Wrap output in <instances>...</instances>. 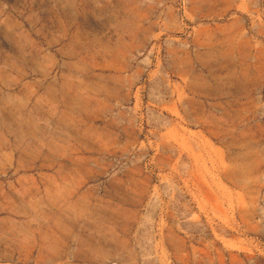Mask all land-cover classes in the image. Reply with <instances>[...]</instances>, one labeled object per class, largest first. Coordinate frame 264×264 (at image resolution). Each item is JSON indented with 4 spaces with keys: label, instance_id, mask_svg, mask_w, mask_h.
<instances>
[{
    "label": "rangeland",
    "instance_id": "374dc122",
    "mask_svg": "<svg viewBox=\"0 0 264 264\" xmlns=\"http://www.w3.org/2000/svg\"><path fill=\"white\" fill-rule=\"evenodd\" d=\"M0 264H264V0H0Z\"/></svg>",
    "mask_w": 264,
    "mask_h": 264
}]
</instances>
